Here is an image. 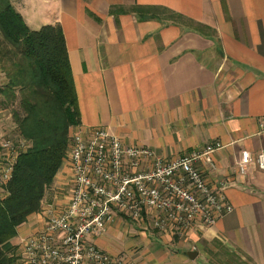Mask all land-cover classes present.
<instances>
[{"label":"crops","instance_id":"1","mask_svg":"<svg viewBox=\"0 0 264 264\" xmlns=\"http://www.w3.org/2000/svg\"><path fill=\"white\" fill-rule=\"evenodd\" d=\"M50 4L55 10L49 24H60L65 37L80 113L77 126L84 133L105 128L124 145L149 148L165 160L218 143L209 153L215 169L203 158L197 165L210 185L227 182L225 195L233 206L215 225L181 237L116 217L96 244L120 257L134 255L122 257L130 264H234L231 257L236 264L245 258L264 264V170L253 161L264 153V0ZM134 6L165 8L192 23L140 20L130 11ZM243 151L252 159L240 176L235 163ZM70 175L63 162L52 199L44 198L42 205L67 202L60 190ZM42 221L39 212L30 215L18 236L38 230ZM129 222L126 242L122 231ZM194 248L196 256L189 258Z\"/></svg>","mask_w":264,"mask_h":264},{"label":"built area","instance_id":"2","mask_svg":"<svg viewBox=\"0 0 264 264\" xmlns=\"http://www.w3.org/2000/svg\"><path fill=\"white\" fill-rule=\"evenodd\" d=\"M30 147L21 135L5 138L0 148V199L2 186L12 177L18 155ZM209 147L165 160L149 148L124 145L105 128L84 133L70 128L63 162L71 175L65 188L66 203L42 205V226L15 241L14 264H130L101 249L95 240L116 217L130 219L142 229L183 236L194 226L210 227L233 212L225 191L227 182L210 185L198 167L203 158L214 170ZM250 155L243 151L235 172L246 175ZM253 161L264 170V153Z\"/></svg>","mask_w":264,"mask_h":264},{"label":"trees","instance_id":"3","mask_svg":"<svg viewBox=\"0 0 264 264\" xmlns=\"http://www.w3.org/2000/svg\"><path fill=\"white\" fill-rule=\"evenodd\" d=\"M118 10L122 9L110 11ZM130 11L140 20L192 23L161 7L134 6ZM0 32L13 67L12 81L3 93L17 99L13 88L19 87L20 113L14 115L20 135L30 142L18 155L12 177L3 187L6 195L0 199V264H14L18 228L41 210L63 163L70 128L80 124V113L60 24L31 29L10 0H0Z\"/></svg>","mask_w":264,"mask_h":264},{"label":"rangeland","instance_id":"4","mask_svg":"<svg viewBox=\"0 0 264 264\" xmlns=\"http://www.w3.org/2000/svg\"><path fill=\"white\" fill-rule=\"evenodd\" d=\"M51 1L52 0H10L16 11L22 15L23 19L31 29H38L40 26L44 24H49L52 14L55 10L52 4L49 5V2ZM6 52H7V46L0 32V148H1V143L5 138L14 139L16 136L20 135L19 128L17 126L16 118L14 115L15 112L20 113L18 107L19 87L13 88L15 95L18 96L17 99H12L9 95L7 96L3 93L7 88V85H9L10 81H12L11 74L13 71L12 62L11 60L8 59L10 55L7 56L8 54H6ZM203 152L204 151L200 153ZM201 160L202 158L199 159V161ZM46 197L45 198L47 200L52 199L51 198L52 194L50 191L47 192ZM120 218L122 220L124 219L121 216ZM130 227L131 224L129 222L127 223L126 228H124L122 231V236H124L123 238H127L126 242L130 241L131 239V237H129ZM201 227L205 228L204 226ZM120 228L122 229V227ZM197 228H199V226L197 227L194 226L190 230H187L185 234L194 232L195 230H197ZM173 236L174 235H172V237ZM192 251H196L195 248ZM129 254H135V251L131 253L129 252ZM120 255H122V257L125 259L126 258L129 259V257L130 258L134 257V255L131 256L124 255V253L122 254L120 253ZM219 259L225 261L226 256L222 255L219 257ZM237 264H249V261L245 258V259H241Z\"/></svg>","mask_w":264,"mask_h":264},{"label":"water","instance_id":"5","mask_svg":"<svg viewBox=\"0 0 264 264\" xmlns=\"http://www.w3.org/2000/svg\"><path fill=\"white\" fill-rule=\"evenodd\" d=\"M196 251H189V252H187V256L189 257V258H194L195 256H196Z\"/></svg>","mask_w":264,"mask_h":264}]
</instances>
